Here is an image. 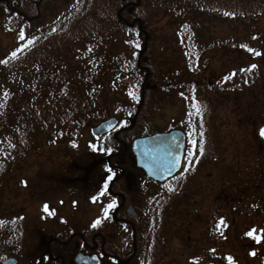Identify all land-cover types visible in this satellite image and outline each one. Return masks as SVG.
<instances>
[{
	"label": "trees",
	"instance_id": "trees-1",
	"mask_svg": "<svg viewBox=\"0 0 264 264\" xmlns=\"http://www.w3.org/2000/svg\"><path fill=\"white\" fill-rule=\"evenodd\" d=\"M62 10L70 12L55 23ZM221 25L229 35L219 38ZM161 33L174 36V51L155 56L147 48L142 56L145 35L150 47ZM0 38V203L16 181L28 186L36 168L85 190L107 154L87 142L110 115L100 99L123 83L132 85L129 109L117 116V141L128 145L139 137L127 133L130 126L166 95L189 106L194 95L202 105L222 96L235 113L242 96L264 91V0H0ZM234 64L242 67L227 69ZM10 218L0 216V242L20 236ZM8 254L15 256L12 243L0 244V263ZM51 255L58 256L46 250L41 263Z\"/></svg>",
	"mask_w": 264,
	"mask_h": 264
},
{
	"label": "flooded vegetation",
	"instance_id": "flooded-vegetation-1",
	"mask_svg": "<svg viewBox=\"0 0 264 264\" xmlns=\"http://www.w3.org/2000/svg\"><path fill=\"white\" fill-rule=\"evenodd\" d=\"M259 93L242 96L239 111L235 113L231 112L234 106L227 104L225 107L227 116L236 119V123L229 120L227 127L235 126L238 139L215 134L213 116L204 105L199 104L197 95L191 97L192 110L181 114L183 121L179 127L166 131L181 130L185 133L184 167L179 175L163 184L148 180L144 172L137 168L131 150L135 139L130 146L119 141L124 152L108 156L106 163L110 174H106L103 184L107 182V194L117 201L113 207V220L129 226L133 239L126 243L127 247L122 252L114 251L107 248L112 240L99 233L92 242L82 240L85 250L82 253L97 256L100 264H136L138 260L137 264H156L160 260L167 264V259L174 260L165 229L159 231L160 222L154 223L152 232H145L141 229L144 220L138 219V212L129 208L131 203L126 205L123 193L115 191L119 185L122 190H131L139 178L123 165L125 152H128L131 166L142 173L146 181L168 185L170 196H174L178 237L185 234L190 243L184 252L180 249L175 251L178 254L176 264H182L179 260L184 257L189 258L192 264H264V137L260 135L264 129V91L259 90ZM208 107L210 110L213 108L212 104ZM178 143H181L180 136ZM226 155L230 157L227 161ZM205 167L208 169L206 177L202 175ZM198 200L202 203L209 200L206 211H199ZM188 207L194 208L191 217L196 223L190 227L184 225L191 214ZM159 214L156 216L159 217ZM163 218L165 223V216ZM139 220L140 227H136ZM249 233L259 237V242ZM53 242L58 256H53L52 261L75 264L80 251L75 252L71 262H68L66 254H62L69 249L71 241ZM122 253H127L126 260L121 257Z\"/></svg>",
	"mask_w": 264,
	"mask_h": 264
},
{
	"label": "rangeland",
	"instance_id": "rangeland-1",
	"mask_svg": "<svg viewBox=\"0 0 264 264\" xmlns=\"http://www.w3.org/2000/svg\"><path fill=\"white\" fill-rule=\"evenodd\" d=\"M69 12L70 10H62L57 12L56 16L54 17V22L58 23L64 20L65 16ZM220 27H222L219 28L220 31L221 29L223 31L218 35L219 38L229 35V33L226 32L229 29L227 25H221ZM134 36L138 37L135 34ZM158 37H160L159 41L152 43L150 42L151 45L148 47L155 56H160V53L164 50H169L171 52L174 51L171 45V43H173L172 38L174 36L171 37L169 33H161V35H158ZM130 39L131 37H129V42ZM215 43L216 41H212V44ZM84 49L85 48H80L78 51L84 55L86 54ZM149 57L150 56L146 55L147 59ZM240 67H242V64L241 66L234 64L228 65L227 69L231 70ZM251 70L252 67H247L248 72H251ZM131 85L132 82L123 83L116 95H114L113 90L106 97V101L104 98L100 99L101 103L105 105V108L109 110L110 115H106L107 117L109 116L108 118L120 116V112H127V109H129L127 107L129 106L128 103H130V98L126 96V93L127 91H131ZM226 86H228V84L223 86V90L226 89ZM229 86H235V82ZM223 93H225V91ZM105 95L106 94H104V97ZM130 96H132V93H130ZM164 98H166V100L161 101V103H159V101L155 104L150 103L147 106V113H144L146 117L142 116L134 126H130L131 124L128 123L130 128L127 133L129 135L135 133L137 136H140V134L143 133V136H145L146 133L166 132L175 125L180 126V123L183 121V115L181 114L185 112L183 100H181L180 95H176L172 99H169V97L166 95ZM207 98L208 106H210V99L215 102V104L213 102L215 106V108L214 106L212 108L214 109L213 112L211 111L212 109L210 110L206 104L204 105L207 112H209V114L214 118L216 124L214 127L215 134H219L220 136H224L225 134L231 136V138L235 137L238 139L239 133L235 126L227 127V122H229V120L236 123V119H234L232 116H227L228 112H226L225 109L226 105L222 103L224 97H216L212 94ZM133 108L135 109V107ZM144 125L149 127L147 131L143 130ZM121 141L128 145V140L125 141L122 139ZM87 142H95V145L97 144L96 146H98L100 149H110L114 154H120L122 151L124 152L123 145L117 141L115 142L116 144H113L109 143V141H106V139L98 140L97 138L94 139L91 136H88ZM215 142H217V139ZM229 159L230 157L226 155V161ZM103 160L104 162H102L98 168L95 167V170L93 169L94 172L90 175L85 190H82L74 183L71 186L69 185L72 187L71 190L70 187L66 186L68 185L66 184L67 182L57 183L55 177L57 179H67L62 176H58L57 172L55 173L53 169L48 167L44 170H40L38 168L34 169L37 171V173L34 174V176L28 178V186L19 187L18 181H16V183H14V189L12 190L13 192L8 193L9 195L6 193L7 196L3 198L2 201L4 203H0V216L6 215L11 221V216L16 217L17 221L20 223L19 226H12L11 228V232L18 234L20 233L19 237L15 236L9 238L7 235H5L4 238L6 241L0 242L4 248H7V245L12 243V246L15 249V256L8 254V256L4 257V259L14 257L18 260V264H42L41 259L42 256H45L46 250L52 249L53 252H56L53 245L55 242L53 241H67L72 239L68 246L69 249L64 250V254H66L68 262H71L75 252L77 253L78 251H85L83 249L84 245L79 243L81 241L80 235L83 234L84 240L86 242H92L96 234L102 233L103 236L108 238V240H112V243L109 241L107 245L109 250H117L121 252L125 250V247H127L126 243L128 241H132L133 235L129 226H124L113 222V209L110 207L112 205V198L107 194V186H105L107 182L106 184H103L106 174H110V172L105 166L106 159ZM124 160L125 161L123 162V165H125L128 170L136 173L137 177L139 176V178L137 179L136 184L132 186L131 190H122L119 185L116 186L115 191L122 192L126 199V205L131 203L135 211L138 212V219L144 220V227L141 229L145 230V232H152L153 229H155L154 223L157 221V224H159L160 222L161 227L159 231H161L162 228L163 230L165 229L167 239L170 241L169 249H172V255L174 259L172 262L167 259V264H176L178 255L176 253L177 250L180 249L184 252L187 248V245L190 243L187 242V237H185V234L180 235V238L178 237V231L175 227V216L173 209V207H175V199H173L174 196H170L171 190L168 188V185L160 187L157 184L146 181L143 178V174L139 171L137 172V170L131 166L128 152H125ZM88 162H86V164ZM207 173L208 169L205 167V169L202 171V175L206 177ZM78 178H81V176ZM101 193H103V195H101ZM131 198H133V200ZM208 202L205 200L204 203H202L201 200H198L197 204L199 211H206L205 208L208 206ZM45 206H47L48 212L44 211ZM188 209V212L191 213L194 208L188 207ZM106 212L107 217H105ZM157 214H159V217L156 216ZM164 216L165 223L163 218ZM191 216L192 213L185 220L184 225L186 227L196 225L195 219H193ZM97 221H100V223L96 224ZM7 222L8 224H11L10 221ZM94 224H96L95 227H93ZM7 226L2 227L7 228ZM138 226L140 227V220L138 221L136 227ZM232 234H234V231H232ZM194 241L195 239L193 238L192 242ZM121 257L126 260L127 253H122ZM179 261H181L182 264H192L191 260L185 257ZM138 262H140V260H138L136 264ZM47 264H59V262L57 263L48 261ZM156 264H163V262L160 260Z\"/></svg>",
	"mask_w": 264,
	"mask_h": 264
},
{
	"label": "water",
	"instance_id": "water-1",
	"mask_svg": "<svg viewBox=\"0 0 264 264\" xmlns=\"http://www.w3.org/2000/svg\"><path fill=\"white\" fill-rule=\"evenodd\" d=\"M148 39V37H146ZM118 124L117 119H110L101 123L92 130L93 135H103L111 132ZM180 136L181 143H178ZM184 135L181 132L159 133L151 137L140 138L133 142L132 152L136 157L137 165L146 175L158 182H165L176 176L183 164ZM178 159V163L172 164ZM2 264H18L15 258H10ZM75 264H100L96 256L77 254Z\"/></svg>",
	"mask_w": 264,
	"mask_h": 264
},
{
	"label": "snow or ice",
	"instance_id": "snow-or-ice-1",
	"mask_svg": "<svg viewBox=\"0 0 264 264\" xmlns=\"http://www.w3.org/2000/svg\"><path fill=\"white\" fill-rule=\"evenodd\" d=\"M260 135H261L262 137H264V129L261 130ZM73 146H75V145H73ZM176 163H178V159L175 160V162L172 164V166L175 167V166H176ZM101 195H103V193H101ZM110 207H111V206H110ZM44 211H45V212H48V208H47V206H45ZM105 217H107V212L105 213ZM99 223H100V221H97V222H96V224H99ZM221 223H223V221H221ZM96 224H94L93 227H95ZM249 235H250V236H253V238L256 239L257 242H259V239H260L259 237L254 236L253 233H249Z\"/></svg>",
	"mask_w": 264,
	"mask_h": 264
}]
</instances>
